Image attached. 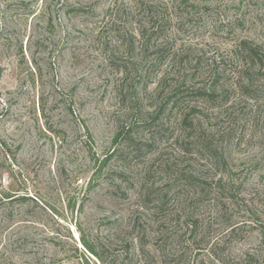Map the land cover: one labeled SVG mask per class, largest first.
Segmentation results:
<instances>
[{"label":"rangeland","instance_id":"374dc122","mask_svg":"<svg viewBox=\"0 0 264 264\" xmlns=\"http://www.w3.org/2000/svg\"><path fill=\"white\" fill-rule=\"evenodd\" d=\"M119 4L0 0V264H264V60L249 79L211 65L241 41L264 59V0L181 5L146 87L129 25H110ZM211 73L190 127L168 113L125 133L175 75Z\"/></svg>","mask_w":264,"mask_h":264},{"label":"trees","instance_id":"16d2710c","mask_svg":"<svg viewBox=\"0 0 264 264\" xmlns=\"http://www.w3.org/2000/svg\"><path fill=\"white\" fill-rule=\"evenodd\" d=\"M197 0H131V7L127 8L124 4L120 5L116 9V14L114 18L111 19V27L120 34V30H124V24L129 25L131 31L128 34L130 38L128 46L133 50L138 51L139 57L136 58L135 71H136V82L143 85L144 87L148 86L151 82H155L156 73L160 70L164 60L168 55L169 49V40L166 37L167 31L171 27L172 18L174 16V11H176L181 5L190 4L193 6L194 2ZM76 10H81L76 7ZM188 14V13H186ZM126 32L120 34L121 38L125 37ZM135 40V43L132 42ZM114 53L112 54V56ZM111 57H106L105 60L110 62ZM115 59H120L113 57ZM236 62V73L239 76L244 75L245 78L249 79L251 76V69L249 70L248 66H257V72H260V62L264 59L258 49L249 45L246 42H240L231 57L227 58L221 57L219 60H212L211 65L220 64L222 65L227 59ZM212 66V67H213ZM210 67V69L212 68ZM193 76L190 75V77ZM214 78V73H211L208 78L202 79L194 84H192L189 75H175V80L172 84L166 85L167 88H164L162 91L163 95L156 105V109L153 113L150 114L146 119L140 117L139 115L136 118L128 123L127 133L131 131L133 126H150L152 128H161L169 127L167 123L163 120L167 117L170 118L171 115H176L179 118V125L184 127L191 126L193 121V112H198L195 109L197 106L191 105L190 100H212L216 96L213 86L209 85L208 82ZM174 77V76H173ZM173 77L171 79H173ZM212 79L211 83L215 82ZM158 81V79H157ZM156 81V82H157ZM166 82L164 81L162 83ZM157 85L161 86L160 81L157 82ZM164 90H166L164 92ZM246 91H248L246 89ZM247 94V93H246ZM186 104V105H184ZM169 113V114H168ZM166 114L167 117L165 116ZM119 134L117 135V137ZM199 137V136H197ZM138 142L136 141V144ZM186 143L183 148L184 152L192 153ZM115 149H113L112 153ZM226 177H219L215 181V191L220 194L222 197L235 201L237 199V188L235 186V181L233 180L230 171L227 169H222Z\"/></svg>","mask_w":264,"mask_h":264}]
</instances>
